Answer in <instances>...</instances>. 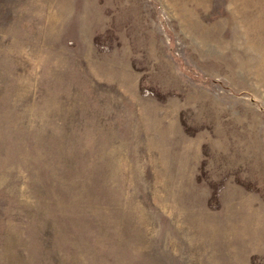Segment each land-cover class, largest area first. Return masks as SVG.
Segmentation results:
<instances>
[{"label":"rangeland","instance_id":"rangeland-1","mask_svg":"<svg viewBox=\"0 0 264 264\" xmlns=\"http://www.w3.org/2000/svg\"><path fill=\"white\" fill-rule=\"evenodd\" d=\"M0 264H264V0H0Z\"/></svg>","mask_w":264,"mask_h":264}]
</instances>
